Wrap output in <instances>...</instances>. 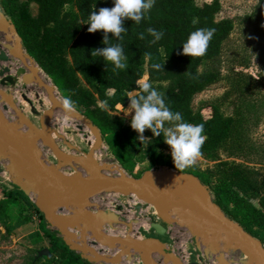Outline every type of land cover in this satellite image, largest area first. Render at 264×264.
<instances>
[{
    "label": "rangeland",
    "instance_id": "rangeland-1",
    "mask_svg": "<svg viewBox=\"0 0 264 264\" xmlns=\"http://www.w3.org/2000/svg\"><path fill=\"white\" fill-rule=\"evenodd\" d=\"M24 1L17 0V3L21 4ZM203 1L196 0L198 4ZM219 3L220 10L214 16V19L216 21L230 19L233 22L232 30L227 39L222 43L217 62L220 78L215 83L206 86L193 95L191 108L194 111L202 109L205 112L206 106L211 102H215L220 112L224 116H227L232 114L236 104L243 103L241 98L253 104L254 107L246 113L245 135L247 143L249 144V150L244 156L227 155L225 151L219 149L213 156L198 155L192 165L177 170L173 166L168 146L163 141L153 140L150 135V130L145 129L142 133L144 138H141V149L122 161L112 152L110 146L102 138L99 129L94 124V129H96L95 140L93 146H90L72 127L65 126L60 130V124H54L52 122L54 121V117L50 115L46 118L48 129L58 132L52 135V144L54 147H51L48 143L40 144L38 143V139L32 140L28 136L29 144L34 143L33 141H36V145L38 144L37 155L39 156V160L46 165L56 168L63 174L77 178L90 177L96 171L111 178L138 179L147 171L160 172L161 168L172 169L180 177L174 180V182L176 180L179 182H175L176 186L173 184L175 188L177 187L176 189L184 194H189L190 190L184 187L182 184L183 181L189 183L191 188L193 187V180L201 183L202 185L200 186H194L201 191V195L203 194L202 196L200 195V198L203 199V202L208 201L213 203L220 210V213L224 214L214 203L211 187L206 182L207 178L214 176L217 162L220 160L234 161L252 167L260 173H264V31L263 33H261L262 29L255 31L256 24L252 22L253 17L255 18V16L261 14L259 8L255 10L258 5V0H219ZM28 8L31 15H36L37 5L35 3L29 2ZM261 15L263 16L264 12ZM247 16L250 17L251 21L243 22V18ZM5 18L8 25L13 29L10 20L6 16ZM16 37L22 51L29 58L33 59L26 52L20 38L17 35ZM67 59L69 61V56H67ZM3 64L5 65L4 62L1 63L0 61V65L3 66ZM204 68L201 67L200 70ZM11 75H15V72ZM239 75H245V77L250 76L254 81H250L247 78L250 83L248 87L246 85L244 86V84L241 86L235 85L237 81L242 80ZM34 81L35 79L25 83L20 76L14 87L7 85L0 88L9 95L15 107L19 109L26 119L38 129V135H43L40 119L51 107V101L46 91L40 89ZM144 81H147L146 72H144L141 80L138 81V85ZM170 84H172L171 81H161L153 82L151 86L163 93L165 88ZM81 85L93 91L82 80ZM238 87L246 91L243 97ZM135 93L131 92L130 95H134ZM22 94L28 98L30 103L22 98ZM58 94L64 99L59 91ZM3 102L6 107L12 109L5 101ZM72 109L81 115L83 119L92 121L89 117L76 110L74 105ZM53 110H55V113L57 112L56 117L58 119L60 115L62 118L67 115V113H63L57 107L53 108ZM107 111L109 116L121 128L130 129L137 134L129 126L131 113H128L127 106L124 108L117 107L113 110L108 109ZM18 119L29 133L30 128H28L21 118ZM98 136L101 137L100 142H98ZM66 142L70 143L72 147H69ZM0 145L3 146L1 142ZM19 161L20 158L18 156L14 161H11L10 156L0 154V166L15 165L12 173L10 171L5 173V180H2L0 183V190L4 192L11 188L13 184L11 181L18 177L15 185L23 184L30 189L31 193H28L27 198L36 207L38 212H35L34 209L25 210L24 215L28 214L29 219L22 225L16 227H13V225L15 219H17V205L10 206L8 217H0V264H51L49 243L43 237L39 213L43 217L44 225L55 232L56 237L66 238L77 243L78 241H75L73 236L74 233H78V227L75 226V223L64 217L73 214V210L76 208H78L76 211L87 208L96 214L99 210L104 214H116L119 220L117 223L110 224L106 220V223H108L106 228H109L110 231L113 230L112 226L124 225L125 238L131 235L135 239L158 242L160 250L153 252L151 255L155 259L154 261L159 264H174L165 258L167 253H172L177 256L182 264H253L252 257L240 244L210 224L209 226L211 228L206 224L202 226L204 222L200 218L193 217V214L182 208L174 205L164 207L150 205L143 202L138 196L124 192H100L77 200L54 201L43 193L35 181L30 180L32 171L27 165L24 166V169L17 166ZM178 184L182 185V188ZM253 202L256 204L255 201ZM125 204H130L133 207L132 216L129 219L124 218L121 213L123 209H127V205ZM137 205H140L139 214H136L135 210V206ZM97 219L99 217H96ZM131 222L136 224L135 231H132L126 225ZM138 222L142 223V225ZM155 223L160 225L159 231L155 230ZM61 224L64 226L63 228H61ZM86 225L89 231H87V235L89 234L87 240L90 242L86 248L90 253L82 248L76 250V252L81 253L83 256L89 255L95 257L96 264H145L140 252L131 251L128 255H124L122 251L126 247L125 245L122 246L118 242L102 244L98 239L92 238L91 234L93 232L90 230L89 225ZM256 239L262 245L261 239ZM41 249H47L50 252L49 257L46 255H38ZM108 253L111 254L109 255ZM246 255H249V257ZM115 256H118V259L112 261V257Z\"/></svg>",
    "mask_w": 264,
    "mask_h": 264
},
{
    "label": "trees",
    "instance_id": "trees-1",
    "mask_svg": "<svg viewBox=\"0 0 264 264\" xmlns=\"http://www.w3.org/2000/svg\"><path fill=\"white\" fill-rule=\"evenodd\" d=\"M29 2L37 5L34 16L29 12ZM101 7H112V0H25L21 4L17 0H0V10L10 20L26 52L61 96L69 98L76 110L92 120L120 160L140 150L142 140L130 129L121 128L107 110L124 108L128 98L139 94L138 81L144 72L150 84L171 81L163 92L165 103L171 110L180 112L183 120L203 125L204 139L199 155L213 156L222 149L227 155L244 156L249 150L245 135L246 113L253 104L241 98L243 103L236 104L232 114L227 116L215 102L209 103L205 112L191 108L193 95L220 78L217 62L233 22L214 19L220 10L219 0H204L199 4L196 0H155L139 24L125 18L122 23L126 32L121 33L122 39L117 41L111 33L107 34L110 43L118 42L123 48L124 70H113L110 62L91 54L92 49L104 47L103 33L102 30L88 32L85 22L90 11ZM258 8L262 14L263 0H259L255 10ZM261 14L253 17L252 22L256 24L255 31L262 29L263 33L264 15ZM249 20V16L243 18V22ZM148 27L163 31L162 38L155 44L149 43L151 36L145 32ZM196 28L214 29L204 55L180 54V44ZM139 33H144V39L138 38ZM153 64H161L162 68H153ZM201 67L205 68L200 70ZM239 77L242 80L235 85L248 87L247 78L254 81L250 76ZM81 80L93 91L84 88ZM238 88L243 97L246 91ZM131 92L136 93L130 95ZM150 135L153 140L162 141V137H153L151 132ZM206 182L221 211L251 236L260 238L264 247V173L234 161L220 160L215 165L214 176ZM12 205L18 206L13 227L29 219L28 214L24 215L25 210L38 212L27 194L15 184L3 192L0 217H8ZM39 217L43 237L49 243L51 264H92L81 253L71 250L63 238L56 237L55 232L44 225L40 213Z\"/></svg>",
    "mask_w": 264,
    "mask_h": 264
},
{
    "label": "water",
    "instance_id": "water-1",
    "mask_svg": "<svg viewBox=\"0 0 264 264\" xmlns=\"http://www.w3.org/2000/svg\"><path fill=\"white\" fill-rule=\"evenodd\" d=\"M6 18L0 11V23L6 22ZM33 60V59H32ZM0 61L7 62L8 57L0 52ZM0 87H5L10 85L14 87L18 77L24 73V69H17L15 75L9 74L8 67L0 66ZM34 74L31 72L27 75V80L33 79ZM48 93H51L49 88H46ZM1 98L11 107L15 108L14 102L10 97L0 89ZM22 98L28 103V98L22 94ZM51 107L44 113L40 119L41 131L46 133L48 131V125L46 123V118L51 114L53 108L59 105L55 98H51ZM6 108V107H4ZM67 114H71V111L65 109ZM21 120L30 128L31 131H37L38 129L21 113ZM84 124L91 129H94L92 121L89 119H83ZM40 136L34 137V139H39ZM98 142L101 141V137H97ZM0 142L5 144L8 149H3L0 145V154L10 156L11 161H14L18 156L20 161L17 166L24 169L25 165L33 173L34 181L41 188L43 193L54 201H71L84 198L86 196L100 193V192H124L132 195L138 196L143 202L150 205L158 206H169L174 205L182 208L194 216L204 220L209 223L214 228L220 230L224 234L231 237L235 242L240 244L252 257L253 264H264V247L261 243L249 233L244 231L236 222L229 219L224 214H218L212 211L203 203L197 202L184 193L179 191L174 187L170 179L160 172L147 171L140 178H121L115 177L111 178L105 176L102 173L94 172L90 177L77 178L63 174L56 168L44 164L40 161L28 148V146L1 120L0 118ZM66 144L69 147L72 145L68 142ZM15 165H9L8 171L12 172ZM2 169L0 168V172ZM16 184V179L11 181ZM193 186H200L199 182L193 180ZM20 189L28 195L29 188L23 184L18 185ZM120 209V207H118ZM136 214L139 213L140 205L135 206ZM98 217L102 220H107L108 223H117L118 217L116 214L109 213L104 216L102 211H98ZM53 216V215H52ZM67 220L73 221L77 217L83 219V221L89 225L92 232H96L97 236L102 237V244H107L109 242L123 243L126 247L123 249L122 253L128 255L131 251L140 252L142 254V259L145 264H159L152 260L151 254L153 252H158L160 250V245L158 242L153 240H139L127 236L126 239L115 237L112 235L104 234L103 232L96 231L97 220L92 215V213L84 211H76L71 215L64 216ZM128 228H131V223L126 224ZM64 226L61 224V228ZM154 228L159 231L160 225L155 223ZM82 240L84 238L82 237ZM64 243L71 250L80 249L79 244L74 243L72 240H67L63 238ZM95 243V242H93ZM38 255H46L49 257L50 252L47 249H41ZM83 256V255H82ZM90 263L96 264V258L92 256H83ZM165 258L168 261H172L174 264H182L180 259L172 253H167ZM118 256L112 257V261H116ZM101 264V263H100Z\"/></svg>",
    "mask_w": 264,
    "mask_h": 264
},
{
    "label": "clouds",
    "instance_id": "clouds-1",
    "mask_svg": "<svg viewBox=\"0 0 264 264\" xmlns=\"http://www.w3.org/2000/svg\"><path fill=\"white\" fill-rule=\"evenodd\" d=\"M155 0H112V7H101L96 11H90L85 24L87 31L102 30V48L92 49L91 54L102 58L104 62H110L113 70H124L126 67L123 48L120 43H110L108 33L117 41L122 39L121 33L126 32L123 26L125 18L139 24L145 18L146 13L152 8ZM259 3V0H258ZM151 36L149 43L155 44L163 36L162 30L152 27L145 29ZM214 29L196 28L188 33L180 44V54L187 56L204 55L208 42L213 36ZM139 39H144V33L138 34ZM153 68L161 69V64H153ZM139 94L128 98L127 109L131 113L129 126L137 133L138 140L144 138L145 129L150 130L153 137L160 136L169 148L175 169H183L193 164L194 159L200 154L199 150L203 142V125L192 124L183 120L181 113L173 111L165 103L163 93L153 88L148 81L140 84ZM63 107L71 110L72 101L65 97ZM103 103L101 107H103ZM167 122V126H166Z\"/></svg>",
    "mask_w": 264,
    "mask_h": 264
},
{
    "label": "bare ground",
    "instance_id": "bare-ground-1",
    "mask_svg": "<svg viewBox=\"0 0 264 264\" xmlns=\"http://www.w3.org/2000/svg\"><path fill=\"white\" fill-rule=\"evenodd\" d=\"M0 52L4 53L8 57V61L7 62H4L5 65L4 64H3V66L0 65L1 67H8L9 74L10 75L13 72H16L17 69H20V68L24 69V73L21 74L20 76L22 77V79H23V81L25 83H27L28 81H30V80H27V75H29L32 72L34 74V76H33V79H35L34 82L37 83V86L40 87V89H42V90L44 89L45 91H46V88H49L51 90V93H48L47 91H46V93L48 94V96L50 97V99L51 98H55L58 101V103H59V105L57 106V108L61 109V111L63 113L65 112V108L63 107V103H62L63 102V99L59 96L57 89L52 84V82L50 81V79L46 76V74L39 68V66L36 65V63L31 58H29L22 51V49L20 47V44H19V41H18V39L16 37V34L14 33L13 29L11 28V26L8 25L7 21L0 23ZM19 77H18V79H19ZM18 79H17V81H18ZM33 79H31V80H33ZM3 101L4 100L0 96V118H1V120L28 146V148L32 151V153L39 159V156L37 155V150H38V148H37L38 146L37 145L38 144L37 145L35 144L36 141H33L34 143L29 144V139H28V136H29V138H31L33 140L34 137L36 135H38L37 131L36 132L35 131H31V134H30V131H29V133H28V131L26 130V128L22 126L21 122L18 119V118H20V114H21V112L19 111V109H17V107L10 109V108H8V107L5 106V104H4ZM4 107H6V108H4ZM55 110H53V112L50 115H52L54 117L53 118L54 121H52L54 124H60V126H59V129L60 130L63 127H65V126L66 127H72L73 129H75L79 133V135H80L81 138H83L87 143H89L90 146H93L94 140H95L94 139V136H95V132H96L95 130L96 129H91L90 127H87L84 124V122H83V117L81 115H79L72 108L70 110L71 111V114H67L63 118L60 117L61 116L60 115L59 116V119L56 117L57 116V112L55 113L54 112ZM46 121H47V119H46ZM61 121H63L62 124H61ZM60 132H62V131H60ZM55 133H58V132H55V131H52V130L48 129V131L46 133H44L43 135H40L39 134L38 136H40V138L38 139V143H40V144H47L48 143L51 147H54L53 144H52V135L55 134ZM160 173H162L165 176H167L170 179V181L172 182V184H175V182L176 183H179L177 180L174 182V180L177 179L178 176L175 174V172L172 169L161 168ZM178 178H180V177H178ZM15 179H16V181H18V177H16ZM30 180L34 182V178H33L32 173L30 175ZM180 184H181V182H180ZM180 184H178V185H180ZM182 184L184 185L185 188H188L190 190V193L189 192H185V193H189V194H185L187 197H189V198H191V199H193V200H195L197 202L203 203L208 208H210L212 211H214V212H216L218 214H221L220 213V210L213 203H210L208 201L207 202L206 201L203 202V199L200 198L201 191L197 187H194L193 186L191 188V185L189 183H187V182H184V181L182 182ZM175 186H176V184H175ZM181 186L182 185H180V187ZM184 187H183V189H184ZM30 193H31V191L29 189V194ZM125 205H127V209H123V211L121 213L123 214L124 218L129 219L132 216V208L133 207L130 204H125ZM155 206H158V205H155ZM158 207H164V206H158ZM77 209L78 208H76L75 210H73V212H76ZM78 211H84V212L92 213V215L95 217V219H96V217H98V215L94 211H90L87 208H82L81 210H78ZM106 215L107 214H104V216H106ZM193 217H195V216H193ZM197 219H198V217H197ZM201 221L204 222V223H202V226H205V224H206V225H208L209 228H211L209 226V223L205 222L204 220H201ZM72 222L75 223V226L78 227L77 228L78 233H74L73 238L75 239V241H78L77 243L79 244L80 248H82L85 251H87L88 253H90V251L87 250V248H86V246L90 244V242H88V240H87V237H89L88 236L89 234L87 235L88 226L79 217H77ZM106 222H107L106 220H102L100 218L97 219L96 231L97 232H103L104 234L112 235V236L119 237V238H122V239H126L125 238V227H124V225H115V226H112L113 227V230L110 231L109 228H106L107 227V224H108ZM138 223H140V222H138ZM67 224H69V223H67ZM135 225L136 224H134V222L131 224V228L130 229L132 231L133 230L135 231ZM140 225H142V223H140ZM72 231H74V230H72ZM91 236H92V238L98 239L100 242L102 241V237L97 236L96 232H93L91 234ZM82 237L84 238V241L83 242H82V240H80V238H82ZM130 237H131V235H130ZM206 240H208V239H206ZM204 241H205V239H204ZM120 244L122 246L125 245L123 243H120ZM108 254L110 255L111 253H108ZM247 257H249V255ZM128 258H129V256H128ZM151 258H152L153 261L155 260L153 257H151ZM128 260H130V259H128ZM160 260H162V259L160 258ZM185 264H187V263H185Z\"/></svg>",
    "mask_w": 264,
    "mask_h": 264
},
{
    "label": "built area",
    "instance_id": "built-area-1",
    "mask_svg": "<svg viewBox=\"0 0 264 264\" xmlns=\"http://www.w3.org/2000/svg\"><path fill=\"white\" fill-rule=\"evenodd\" d=\"M1 144H2V142H1ZM2 145H3L2 146L3 149H7L5 144H2ZM8 167H9V165L0 166V168L2 169V171L0 172V183L2 182V180H5V177H4L5 173L9 172Z\"/></svg>",
    "mask_w": 264,
    "mask_h": 264
},
{
    "label": "crops",
    "instance_id": "crops-1",
    "mask_svg": "<svg viewBox=\"0 0 264 264\" xmlns=\"http://www.w3.org/2000/svg\"><path fill=\"white\" fill-rule=\"evenodd\" d=\"M3 197V191L0 190V199Z\"/></svg>",
    "mask_w": 264,
    "mask_h": 264
}]
</instances>
